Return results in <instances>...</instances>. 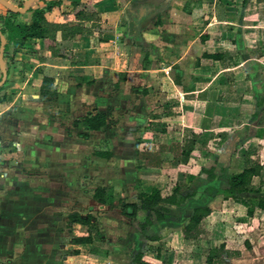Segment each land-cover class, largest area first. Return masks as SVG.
Masks as SVG:
<instances>
[{
	"label": "rangeland",
	"instance_id": "374dc122",
	"mask_svg": "<svg viewBox=\"0 0 264 264\" xmlns=\"http://www.w3.org/2000/svg\"><path fill=\"white\" fill-rule=\"evenodd\" d=\"M70 1L63 0L59 14L71 9ZM141 1L155 2L158 14L151 16L140 31L131 33L127 8ZM93 3L99 21L113 28L103 42L96 39L86 44L82 36H77L66 44L59 43L67 58L64 61H49L38 43L30 40L17 52L10 45L4 53L8 76L0 87L4 104L0 106V165L18 174V190L33 187L38 193L37 209L32 212V217L39 220L38 226H24L22 231L25 234L30 229L29 236L34 241L31 245L23 237L22 245L32 246L34 264H131L134 254L149 246L146 235L158 236L160 241L151 244L163 253L160 261L152 254L145 255L144 259L152 264H204L209 252L221 243L225 247L214 264H264V211L256 209L254 217L249 218L240 205L223 207L221 195L208 200L209 193L219 194L227 188L220 171L223 168L233 174L246 166L259 165L260 175L253 184L264 181V139L255 138L256 132L264 129V0L249 2L245 7L242 0ZM3 4L14 10L26 9L12 18L15 24L28 22V13L44 8L41 2L0 0V28L9 16ZM53 12L58 8L50 14ZM50 14L47 17L52 19ZM212 22L207 32L220 44L215 50H227L223 62L208 63L203 68L214 74L222 68L230 69L224 73L223 84L218 80L212 83L215 97L218 91L221 93L212 102H224L221 110L227 113V140H212L210 135L216 131L206 133L199 140L193 139L196 149L193 147L194 153L187 157L182 155L184 147L176 141L178 161L164 164L168 169L165 173L160 164L166 156L167 137L163 134L167 130L161 124L146 128L142 102L137 97L132 107L125 93L140 96L145 89L144 76L148 75L141 71L154 69L164 53L172 64L182 49L205 30L206 23ZM176 46L177 53L169 51ZM30 53L33 65L21 76L17 65L24 59L23 54ZM41 62L45 65L38 66ZM198 72L200 78L204 77V69ZM1 78L0 72V81ZM98 112H104L109 123L97 134L76 125L82 117ZM190 138L192 134L188 132L179 136L186 145ZM98 152H109L111 156L102 159L96 156ZM142 159L147 160L143 167L162 171L140 178ZM176 167L194 176L189 185L193 197L171 208L164 221L142 211L133 219L122 215L121 202L139 205L140 192H148L152 186L162 191L171 187ZM204 168H214L217 179H207L200 171ZM159 176L165 177V182L159 181ZM0 178V184L6 186L5 179ZM100 188L105 190L104 206L93 199ZM207 203L213 214L201 223V235L194 241L184 240L181 230L192 210ZM75 212L93 216L97 228L94 234L99 236L95 245L108 251L104 262L88 263L90 246L79 249L72 244L73 237L84 236L88 230L71 225L69 216ZM23 213L31 217L30 211ZM149 220L152 223L147 225Z\"/></svg>",
	"mask_w": 264,
	"mask_h": 264
},
{
	"label": "crops",
	"instance_id": "0c3cea01",
	"mask_svg": "<svg viewBox=\"0 0 264 264\" xmlns=\"http://www.w3.org/2000/svg\"><path fill=\"white\" fill-rule=\"evenodd\" d=\"M72 1L78 2L79 0H72ZM60 8H58V12H53L52 14H50L52 15L50 17L54 18L55 16H58ZM136 9L137 8L131 9V7L127 8V13L130 16L129 22L131 26H133V29L130 27L131 33L136 32L138 29L140 31L142 28L145 27V24L148 22L146 21L144 23V19L142 18L143 20L142 19L138 20L139 22L135 24V22H137V19L134 17L133 14L135 13ZM69 11L70 10H66V12ZM157 14L158 13H156L155 16ZM27 17H28V22H24V23L28 25L30 24L31 21V14L28 13ZM97 17L99 18L100 15L97 14ZM100 23L103 24L106 28H110L111 30L113 29L107 26L106 24H104V22H100ZM218 23H225V22H218ZM90 25L91 24L89 23L84 24L86 28H90L91 27ZM212 25L213 22L208 24L206 23V27L203 32L199 33V31H197L199 34L196 35L194 39H192V42L188 43L185 48L181 47L183 48L182 53L178 56V58L176 56V60L172 64H170V62H168V60L165 58L167 53H164L162 54V58H161L162 60L160 59L159 62H157V66H155L154 69L142 70L141 72L143 74L148 73V75L144 76L145 89H143V92L141 93L140 96L131 93H127V94L125 93V95H127V99H130L129 103L131 104L132 107H135L134 101H136L137 97H139L137 101L142 102L144 113L146 114V119L144 124L146 128L153 129L154 127H158V125L161 124L162 128L167 130V132H164L163 134L166 135L167 137V139H165L166 144H164L166 145V147L164 148L165 149L164 154L166 156H164L165 158L162 159V162L160 164L162 169H164L165 173L168 172V169L164 164H167V162L169 163L173 159H175V161H178V158H176L175 147H179V146L177 145L176 141H178L182 147L186 145L185 141L182 142V140H179V136L182 135L183 137V133L188 132L192 134V138L190 139L199 140V138H201L202 136L204 135L207 136L208 134L206 133H212L216 131L217 133L210 135V137H212V140H214V138H218V134L225 133L227 130V127L225 125L226 122H224V118L226 117L227 113H225L224 110H221V107L224 104V102H218V101L214 103L212 102L214 98L218 99V97L221 96V93H219V91L217 90L219 96L215 97L214 95L215 91L212 86V83L218 80V82H221L223 84L224 83L223 80L225 78L224 73H226L230 69L222 68L215 74L211 72L212 70L210 71L205 70L206 68L205 66H207L208 63H211L212 65H216L218 62H223L224 54L225 51L227 50V49L222 51L215 50L216 45L219 46L220 44L214 41L213 35L210 32H207V29ZM242 25H243V20L241 21V26ZM109 33L110 32L105 33L103 35V38L105 39V35ZM202 36H206V39L204 41H201ZM81 38L85 40L84 43L86 44L89 43V41L92 42V40L99 39L94 32L92 33V35H84ZM68 42L69 41H59L58 46L59 43L66 44ZM30 43H38V46L41 47L42 52L46 55V58L49 61L51 60L64 61L65 59H67V58L52 57L48 51L44 50L41 40H30ZM30 45L31 44H29V48H31ZM59 47L63 50L62 46ZM178 48L179 46H176L175 49H170L169 51L173 53H177ZM191 49L192 52H190ZM167 51L168 50H166L165 52ZM23 52L27 53V50H24ZM203 53L208 55L222 54L223 57L220 61H216L212 59L202 58ZM23 58L24 59H21L17 65V73L18 74L21 73L20 74L21 76L24 75L22 74V72H27L29 65H33V61L31 60L33 59V53L23 54ZM40 65H45V64L42 63L39 64L38 66ZM212 67L213 66H211V68ZM202 69H204L205 71L204 77L200 78V76L198 75L199 73L198 71L200 70L202 71ZM188 71L189 74L187 73ZM123 83L125 82L122 81L121 84ZM118 95L119 94L117 93V96ZM120 96L121 94L119 95V97ZM172 103H174L175 106H171L170 104ZM3 105L4 104L2 103L0 106ZM218 109L220 110V112H218ZM98 113H104V112H98ZM14 115L15 114H12V116ZM89 133L97 134L98 132H89ZM170 133H173L172 138L170 136ZM194 144H195L194 145V150H195L197 143ZM194 150L190 152V155L194 153ZM170 154L173 155L170 156ZM146 162H147L146 159L144 160L142 159L140 161V166H142L141 173L139 172V174L141 175L140 178H143V174H145V178H146V176L150 175L151 172L153 171H157V172L162 171L161 169L158 168L143 167ZM180 170L178 169V167H176L175 169L176 175L174 177L173 184L171 185V187L169 186L170 189L169 187H167L162 191L161 189L152 186V188H150L151 190L148 191V193L151 192L153 189H158L163 198L169 197L174 190ZM0 177H2V179H5L4 183L6 184V186H2L0 184V264H34L33 258L35 256H33L32 246H31L34 240L32 238V235L29 236V234H31L30 229L28 231H25V234H23L22 231L24 226L26 227L38 226L39 220L32 217L33 210L37 209L35 207L36 204H38L36 200L38 197V193L36 189H33V187L28 189L20 188V190H18L16 184V178L18 177V174L15 173V171L13 170H9L8 167L5 166V164L0 165ZM159 178H160L159 181L165 182V177L159 176ZM8 180L13 182L8 183L7 182ZM163 193L165 194V196L163 195ZM24 210L31 212L30 218H26L24 216L23 213ZM75 226H80V225H75ZM23 237L26 238V240L31 245H28L26 247L22 245ZM76 237H81V236H76ZM83 246H87V245H80L77 247L79 248ZM71 262H73V260H71ZM35 264H39L38 261H36Z\"/></svg>",
	"mask_w": 264,
	"mask_h": 264
},
{
	"label": "trees",
	"instance_id": "16d2710c",
	"mask_svg": "<svg viewBox=\"0 0 264 264\" xmlns=\"http://www.w3.org/2000/svg\"><path fill=\"white\" fill-rule=\"evenodd\" d=\"M252 1L257 0H242V6L245 7L247 3ZM38 2L43 3L44 8H37L31 11V23L28 25L15 24L12 18L15 17L16 14L7 11L9 16L3 20L2 27L0 28L1 33L6 38L4 53L7 52L10 45L12 46L13 52H17L24 48L27 41L41 40L44 50L48 51L52 57L66 58L63 54V50L58 46L59 41L71 40L77 36L92 35L93 32L100 41H103V35L111 32L110 28H106L100 23L92 0H79L78 2L70 1V11L62 12L51 20L47 17V14L49 15L55 8H60L63 0ZM239 22H241V19ZM87 23L91 24L90 28L84 26V24ZM205 39L206 36H202L201 41ZM222 57V54H202V58L216 61H220ZM120 77H123V75H120ZM46 80L47 78H44V81ZM120 81L122 82L123 79ZM1 89L2 88H0V90ZM2 103L3 98L0 99V104ZM108 123V117L105 113H97L82 117L80 122H77L76 125L89 133L103 130ZM219 137L221 142L227 140V135L225 133L219 134L218 138ZM255 138L264 139V129L258 130ZM193 147L194 140H191L184 146L182 155L187 157V154L193 150ZM96 156L102 159H109L111 154L109 152H98ZM200 171L206 174L207 179H217L214 168H210L209 170L204 168ZM220 171L226 178L227 188L222 190L219 194L213 195L212 192L209 193V201H213L217 195H221L223 207L231 208L233 205H240L245 209V213L249 218L254 217L256 209L264 211V194L262 193L264 181L257 186L253 184V179L258 178L260 175L259 165L246 166L241 171L233 174H227L225 168ZM193 179L194 176L185 174L180 170L174 190L169 197L163 198L158 189H153L149 193L140 192L137 197L140 204H127L121 202V213L133 219L136 218L137 212L142 211L148 216L153 214L157 221H164L171 208L181 206L186 200L195 195L194 192L190 191L189 187ZM104 192L105 190L103 188L96 189L93 195V199L102 205H105L107 202L104 198ZM212 214L213 209L209 203L194 208L181 230L183 239L186 241L197 240L202 233L201 223ZM69 221L71 225H80L88 229L85 236L73 237L72 239V244L76 246H90L87 258L88 263L104 262L108 257V251L94 244L95 239L99 238V236L94 234L95 232L97 233V228L93 224V216L87 215L83 217L75 212L69 216ZM151 223L152 222L149 220L147 225ZM146 240L150 243L149 246H145L143 249L136 252L132 258L131 264H152L144 259L147 254L154 255L156 260H162V249L160 247H154L153 244H151L160 241L158 236L146 235ZM224 247V243H221L219 247L211 250L204 264H214V259L219 257L218 254L220 251L224 250ZM76 251L77 250L74 252L75 255L78 253Z\"/></svg>",
	"mask_w": 264,
	"mask_h": 264
},
{
	"label": "water",
	"instance_id": "95a60500",
	"mask_svg": "<svg viewBox=\"0 0 264 264\" xmlns=\"http://www.w3.org/2000/svg\"><path fill=\"white\" fill-rule=\"evenodd\" d=\"M31 2H38V1H46V2H50V1H55V0H30ZM5 6V8L12 12V13H19V12H26V9H21V10H14L12 8H10L9 6H6L5 4H3ZM137 5V9L135 10V13L133 14L134 17L137 19V22H135V24H137L142 18L144 19L146 17L147 14L151 13L154 11V5L155 2H139ZM131 6V5H130ZM130 6L128 8H130ZM155 16V14L153 15ZM142 19V20H143ZM5 46H6V38L4 37V35L1 33L0 31V72L2 74V78L0 81V87L5 83L8 73L4 64V51H5Z\"/></svg>",
	"mask_w": 264,
	"mask_h": 264
},
{
	"label": "flooded vegetation",
	"instance_id": "af4514ba",
	"mask_svg": "<svg viewBox=\"0 0 264 264\" xmlns=\"http://www.w3.org/2000/svg\"><path fill=\"white\" fill-rule=\"evenodd\" d=\"M132 5H133V6H131V9H133V8H137V5H135V4H132ZM155 5H157V4H155ZM156 13H157V11L155 10V11H153V12L147 14L146 17L144 18V23H145L146 21H148V20L151 18V16H153V15L156 14Z\"/></svg>",
	"mask_w": 264,
	"mask_h": 264
}]
</instances>
